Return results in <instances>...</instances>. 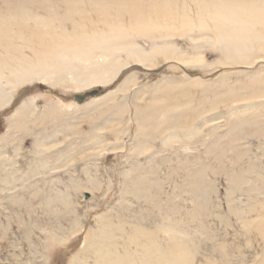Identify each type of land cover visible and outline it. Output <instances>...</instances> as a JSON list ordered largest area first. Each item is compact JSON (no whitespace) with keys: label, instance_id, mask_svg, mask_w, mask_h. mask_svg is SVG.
Wrapping results in <instances>:
<instances>
[{"label":"rangeland","instance_id":"374dc122","mask_svg":"<svg viewBox=\"0 0 264 264\" xmlns=\"http://www.w3.org/2000/svg\"><path fill=\"white\" fill-rule=\"evenodd\" d=\"M263 10L0 0V264H264Z\"/></svg>","mask_w":264,"mask_h":264},{"label":"bare ground","instance_id":"6f19581e","mask_svg":"<svg viewBox=\"0 0 264 264\" xmlns=\"http://www.w3.org/2000/svg\"><path fill=\"white\" fill-rule=\"evenodd\" d=\"M219 2V3H218ZM218 2H216V6H214L215 7V10H214V13H216L217 15H219L220 17H222L221 19H224L225 21H229L227 24H231V22H232V20H234V18H235V20H238L239 21V19L241 20V22L240 23H242V20H243V22H245L246 21V23H247V21L249 22V19L247 18V17H251L252 16V14H249V16H248V14L246 13V15L244 14L245 12H243V13H241V14H244V15H242L241 16V14H237L236 13V10L235 11H232L229 7H227L226 6V4L225 3H223L222 1H218ZM160 4V3H159ZM201 5H203V4H201ZM208 5V4H207ZM212 5V4H211ZM261 5H263V4H261ZM133 6V5H132ZM170 6V5H169ZM199 6V5H198ZM135 7V6H134ZM134 7H131V8H134ZM98 8V7H97ZM249 8V7H248ZM252 8H253V10L255 11V8H254V6H252ZM135 9V8H134ZM150 9V8H149ZM168 9V8H167ZM166 9V10H167ZM207 9V8H206ZM209 9V8H208ZM213 9V8H212ZM242 9V8H241ZM138 11H139V9H137ZM165 10V11H166ZM246 10H247V8H246ZM260 10H262V9H260ZM23 11V10H22ZM133 11V10H132ZM135 11H136V9H135ZM138 11H136V12H138ZM168 11V10H167ZM200 11V10H199ZM240 11V10H239ZM249 11V10H248ZM264 11V10H263ZM24 12V11H23ZM25 12H27V11H25ZM24 12V13H25ZM141 11H139L138 13H140ZM151 12V11H150ZM257 12V11H256ZM152 13V12H151ZM169 13V12H168ZM249 13H251V12H249ZM253 13V12H252ZM137 14V13H136ZM135 14V12H133V14L131 13V17H132V15L134 16V15H136ZM167 14V13H166ZM165 14V15H166ZM162 16L164 15V14H161ZM168 15V14H167ZM255 15V14H254ZM16 16H18V15H16ZM34 16V15H33ZM140 15H138V17H137V19L138 18H140L139 17ZM169 16V15H168ZM244 16H246V17H244ZM256 16V15H255ZM15 17V16H14ZM21 17V16H20ZM135 17V16H134ZM143 17V16H142ZM252 17H254V16H252ZM251 17V18H252ZM257 20H255V21H257L258 22V20L259 21H262V22H264V12H261V13H259L258 12V14H257ZM16 18V17H15ZM25 18V17H24ZM133 18V17H132ZM244 18H247L246 20H244ZM22 19H23V17H22ZM137 19H135L136 21H138ZM11 20V19H10ZM26 20H28V19H26ZM25 20V21H26ZM141 20H142V18H141ZM141 20H139V23L140 24H142V21ZM182 20V19H181ZM216 20H217V17H216ZM215 20V21H216ZM223 20V21H224ZM22 21V20H21ZM32 21V20H31ZM57 21V20H56ZM61 21V20H60ZM144 21V20H143ZM147 21V20H146ZM218 21V20H217ZM238 21H235V22H238ZM254 21V22H255ZM38 22V21H37ZM42 22V21H41ZM201 22V20L199 19V22H198V24ZM220 22H222V21H220ZM234 22V23H235ZM238 22V23H239ZM256 22V23H257ZM21 23V22H20ZM23 23H24V21H23ZM23 23H21L22 25H23ZM149 23V22H148ZM184 23L187 25L189 22L188 21H184ZM233 23V24H234ZM246 23H243V25L245 24L246 26H247V24ZM251 23V22H250ZM25 24V23H24ZM40 24V23H39ZM42 24V23H41ZM80 24V23H79ZM118 24V23H117ZM222 24H223V22H222ZM233 24H231V25H233ZM9 25H11V24H9ZM59 25V24H58ZM235 27L236 28H234L233 26L232 27H229L228 29H231V30H242L243 28H241V27H243L242 26V24H241V27L240 26H237V23H235ZM244 25V26H245ZM8 26V25H7ZM28 26V25H27ZM41 26V25H40ZM39 26V28L40 29H38V30H35V34L37 33V31L40 33V30H41V27ZM138 26H140V25H138ZM150 26V25H149ZM188 26V25H187ZM222 26V25H221ZM220 26V27H221ZM43 27H44V25H43ZM223 27V26H222ZM221 27V28H222ZM225 27H227V26H225ZM5 28V27H4ZM11 28V27H10ZM8 29V28H7ZM36 29V28H35ZM46 29H47V27H46ZM223 30H224V28H222ZM245 30H247L246 28H244ZM5 30V29H4ZM223 30H221L222 32H223ZM231 30H228V31H231ZM11 31V30H10ZM43 31H44V28H43ZM42 31V32H43ZM46 31V30H45ZM225 31V30H224ZM248 31V30H247ZM42 32H41V34H42ZM237 32V31H236ZM236 32H234V33H236ZM239 32V31H238ZM249 32V31H248ZM228 33V32H227ZM230 33H233L232 31L230 32ZM243 33V32H242ZM247 33V32H246ZM16 34V33H15ZM68 34V33H67ZM237 34V33H236ZM245 34V33H244ZM263 34V33H262ZM8 35V34H7ZM231 35V34H230ZM233 35V34H232ZM19 36V35H18ZM238 37L240 38V36L238 35ZM247 37V36H246ZM12 38V37H11ZM222 38V37H221ZM225 39V38H224ZM222 40H223V38H222ZM232 41V40H231ZM239 41V40H238ZM230 42V41H229ZM240 42V41H239ZM241 42H242V40H241ZM71 45V44H70ZM244 45V44H243ZM241 46V45H240ZM69 47H71V46H69ZM235 47V46H234ZM237 47V46H236ZM235 47V48H236ZM51 49H52V47H51ZM170 50H172V49H170V48H168V47H166V48H163V50H162V52H163V54H164V56H167V55H170V54H172V52H170ZM44 51V50H43ZM237 51H239V50H235V52H237ZM159 52V51H158ZM244 52V51H243ZM45 53V52H44ZM60 53V52H59ZM160 53V52H159ZM239 53V52H238ZM42 54V53H41ZM61 54V53H60ZM157 54V53H156ZM236 55V54H235ZM237 56H240V53H239V55H237ZM247 56V55H246ZM177 58H178V56H176ZM180 57V56H179ZM167 58V57H166ZM165 58V59H166ZM244 60L246 59V57H245V55H244ZM183 59V58H182ZM240 59H242V58H240ZM139 61H140V59H138ZM65 61V60H64ZM241 61H243V59L241 60ZM244 62V61H243ZM39 66V65H38ZM116 66V65H115ZM99 70V69H98ZM263 81V80H262ZM260 82V81H259ZM263 93V92H262ZM139 105H140V110H143L144 112V114L143 115H141V117H138L139 118V125L141 126V128H142V126H144V124H145V122H148V120H149V117H148V114H149V109H150V106H151V104L148 102V101H140V103H139ZM166 105V104H165ZM139 107V106H138ZM170 107V106H169ZM152 108V107H151ZM163 108V107H162ZM26 109L27 108H22V109H20V111L19 112H17V115L19 116V115H23L24 113H25V111H26ZM170 109V108H169ZM168 109H166L165 111H167ZM178 110V109H177ZM170 111V110H169ZM151 112V111H150ZM162 112H164V111H162ZM168 112V111H167ZM151 114V113H150ZM166 115H168V114H166ZM164 116V115H163ZM21 117V116H20ZM167 117V116H166ZM213 141V140H212ZM204 169V168H203ZM202 172V171H201ZM149 186V185H148ZM138 187V186H137ZM261 229H260V231H261V235H262V237L264 238V221H262L261 222V227H260ZM181 247V246H180ZM179 247V248H180ZM157 249V248H156ZM150 250V249H149ZM151 250H152V247H151ZM158 250V249H157ZM185 250V249H184ZM178 252V251H177ZM103 253V252H102ZM106 253V252H105ZM107 254V253H106ZM149 254V253H148ZM162 254V253H161ZM160 254V255H161ZM184 254V253H183ZM177 255H179V254H177ZM186 255V254H185ZM104 256V255H103ZM100 258H101V256H99ZM100 258H99V260H100ZM107 258V257H106ZM176 259H179V258H177L176 257ZM87 260V259H86ZM168 260V259H167ZM174 262V261H173ZM100 263H101V260H100ZM177 264V263H176ZM179 264H180V261H179Z\"/></svg>","mask_w":264,"mask_h":264},{"label":"water","instance_id":"95a60500","mask_svg":"<svg viewBox=\"0 0 264 264\" xmlns=\"http://www.w3.org/2000/svg\"><path fill=\"white\" fill-rule=\"evenodd\" d=\"M101 94V91L99 88H92L90 90H87L83 93H75L72 96V99L78 103V104H82L83 102H85L87 99L92 98V97H96L98 95ZM84 196V200H87L90 197V194L88 192H84L83 194Z\"/></svg>","mask_w":264,"mask_h":264}]
</instances>
